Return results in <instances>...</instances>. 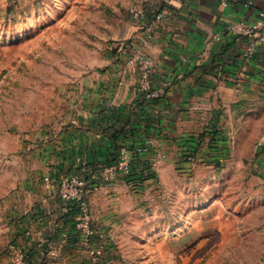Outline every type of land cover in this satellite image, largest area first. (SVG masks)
Segmentation results:
<instances>
[{
	"label": "rangeland",
	"instance_id": "374dc122",
	"mask_svg": "<svg viewBox=\"0 0 264 264\" xmlns=\"http://www.w3.org/2000/svg\"><path fill=\"white\" fill-rule=\"evenodd\" d=\"M131 1L0 0V264H11L17 245L25 264H264V177L253 147L201 172L175 168L140 196L129 184L89 186L94 233L73 227L76 249L39 251L36 229L15 225L35 199L26 181L39 192L57 174L42 148L82 110Z\"/></svg>",
	"mask_w": 264,
	"mask_h": 264
},
{
	"label": "crops",
	"instance_id": "0c3cea01",
	"mask_svg": "<svg viewBox=\"0 0 264 264\" xmlns=\"http://www.w3.org/2000/svg\"><path fill=\"white\" fill-rule=\"evenodd\" d=\"M159 1L146 0L150 13L157 11ZM247 2L172 0L169 14L152 26L150 21L134 22L127 12L109 65L88 78L92 87L82 110L71 115L50 146L42 148L50 170H88L95 175L93 167L108 166L117 149L126 146L137 150V171L156 177L130 180L128 173H120L111 181L100 179L99 188L115 185L122 191L129 184L140 196L175 168L201 172L214 166L212 160L224 161L253 147L258 151L255 169L264 177V143L257 144L264 134V41L247 60L243 52L249 38L225 30L226 22H253L259 17L264 0ZM218 31L221 39L212 40ZM260 31L264 35V27ZM143 41H148L144 50L157 64L152 81L161 95L155 99L137 92L139 72L131 54ZM246 159L249 165L250 158ZM26 182L35 199L28 198L31 202H26L15 225L36 229L33 240L39 251L46 246L78 248L79 235L72 225L78 212L57 196L56 182L47 186L42 180L39 192L31 188L32 180ZM37 259L31 260L36 264Z\"/></svg>",
	"mask_w": 264,
	"mask_h": 264
},
{
	"label": "built area",
	"instance_id": "2783aa9c",
	"mask_svg": "<svg viewBox=\"0 0 264 264\" xmlns=\"http://www.w3.org/2000/svg\"><path fill=\"white\" fill-rule=\"evenodd\" d=\"M146 0H132L127 7V12L130 18L138 23L143 24L150 21V25H155L158 20L166 17L169 14L168 7L172 0H160L157 11L148 10ZM227 0H224V4ZM252 0H248L247 4H251ZM150 17L152 19H150ZM264 27V8L260 10L259 17L253 22H234L229 21L225 24V30L229 35L247 36L249 43L247 44L243 57L251 59L257 50L258 44L264 41V35L260 31ZM221 32H214L212 40L221 39ZM148 41H143L141 46H135L132 49V60L138 66V86L137 92L146 98L155 99L161 95L160 89L153 86L152 77L156 71V60L144 50V46ZM264 143V134L257 141L258 145ZM194 154H189V159L194 160ZM135 152L132 149L122 146L120 149V160L115 164L104 167L99 174L92 177L96 180L95 183L89 184V180L79 172L57 173L45 176V183L47 186L56 182L57 196L66 200L68 203H75L78 208V214L75 218V227L80 230L85 238H90L94 229L92 227V214L87 198L88 187L97 189L100 185V179L103 181H110L118 177L120 173H130L133 171ZM222 162L223 158H217L211 162ZM30 233V231H27ZM95 254L96 251H91ZM26 249L24 245L13 246L10 250L11 264H25Z\"/></svg>",
	"mask_w": 264,
	"mask_h": 264
},
{
	"label": "trees",
	"instance_id": "16d2710c",
	"mask_svg": "<svg viewBox=\"0 0 264 264\" xmlns=\"http://www.w3.org/2000/svg\"><path fill=\"white\" fill-rule=\"evenodd\" d=\"M144 98V97H143ZM133 150V152H135V157H134V162H133V171L132 172H130V173H128L127 175H126V177H128L130 180H133V178H142V179H144L145 178V176L146 177H156L154 174H153V172L152 173H150V174H146L145 175V173H143L142 171H137L138 169H136L137 168V165L139 164V162H138V157L139 156H137L138 154L136 153L137 152V150L135 149H132ZM119 160H120V150L118 151V149H117V151L115 152V156L108 162V166L109 165H111V164H115V163H117V162H119ZM216 163H221L220 161H217ZM103 168H98V167H93V170H92V172H95L94 174H99L100 172H101V170H102ZM87 171L88 170H80L79 171V173H81L82 175H84L88 180H92L93 181V183H95L96 182V180L92 177V175H93V173L92 174H89V173H87ZM77 172V171H76ZM57 173H60V172H57ZM68 173H70V172H68ZM136 174V175H135ZM135 175V176H134ZM134 176V177H133ZM92 183V182H91ZM70 204V206H72V208H75L76 210H77V212H78V208H77V206H76V204L75 203H73V202H71V203H69ZM75 219H73V223H72V225H73V227H75ZM48 249V248H47Z\"/></svg>",
	"mask_w": 264,
	"mask_h": 264
}]
</instances>
